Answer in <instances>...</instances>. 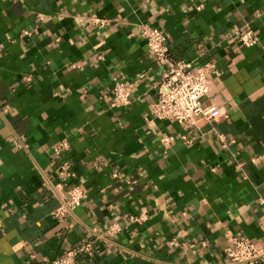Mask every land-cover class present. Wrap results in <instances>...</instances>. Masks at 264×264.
Returning <instances> with one entry per match:
<instances>
[{
	"label": "crops",
	"instance_id": "obj_1",
	"mask_svg": "<svg viewBox=\"0 0 264 264\" xmlns=\"http://www.w3.org/2000/svg\"><path fill=\"white\" fill-rule=\"evenodd\" d=\"M147 22L173 60L216 61L204 101L225 116L152 117L163 66ZM114 78L131 83L126 106ZM63 139L70 179L52 158ZM68 183L86 198L57 222ZM114 223L79 264H225L234 237L264 245V0H0V264H50Z\"/></svg>",
	"mask_w": 264,
	"mask_h": 264
},
{
	"label": "built area",
	"instance_id": "obj_2",
	"mask_svg": "<svg viewBox=\"0 0 264 264\" xmlns=\"http://www.w3.org/2000/svg\"><path fill=\"white\" fill-rule=\"evenodd\" d=\"M91 24L95 27H103L106 19L98 16L91 17ZM28 33V32H25ZM140 36L145 42L148 54L163 66L160 80L156 83L157 95L150 105V114L155 119H175L180 124L193 123L197 117H204L209 121H217L225 116V113L213 104H207L204 98L210 91V82L217 68L215 60H207L200 66L192 69L191 63L183 60L175 61L170 56L168 34L160 27L151 23H143L140 27ZM239 39L244 45H253L256 36L251 30L239 31ZM131 83H125L119 78L113 79V85L109 91L111 105L114 107L126 106L131 100ZM159 141L164 153L171 146L174 137L166 132H158ZM183 138L190 142L186 135ZM221 140L224 137L220 135ZM69 149V143L63 139L58 141L52 150L53 161H59V175L61 178L70 179L68 161L62 159V153ZM115 178L119 173L113 172ZM86 198V191L78 183H68L65 194L60 197L59 204L51 211V215L57 222L68 220L75 209ZM134 219H137L134 217ZM121 231V227L114 223L102 233L95 228L91 229L92 237L82 244L72 247L53 259L50 264H79L85 256H92L95 243L106 236H113ZM170 245H178L173 238ZM225 264H256L264 260V245L256 244L248 238L234 237L231 245L225 248ZM178 264V263H172Z\"/></svg>",
	"mask_w": 264,
	"mask_h": 264
}]
</instances>
